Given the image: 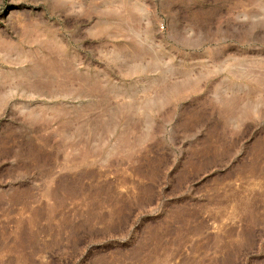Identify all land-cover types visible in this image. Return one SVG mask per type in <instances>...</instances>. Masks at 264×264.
I'll return each mask as SVG.
<instances>
[{"label":"rangeland","instance_id":"obj_1","mask_svg":"<svg viewBox=\"0 0 264 264\" xmlns=\"http://www.w3.org/2000/svg\"><path fill=\"white\" fill-rule=\"evenodd\" d=\"M0 264H264V0H0Z\"/></svg>","mask_w":264,"mask_h":264}]
</instances>
